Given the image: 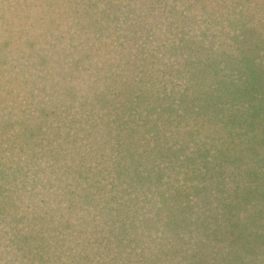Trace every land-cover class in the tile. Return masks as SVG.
Masks as SVG:
<instances>
[{
  "label": "trees",
  "instance_id": "16d2710c",
  "mask_svg": "<svg viewBox=\"0 0 264 264\" xmlns=\"http://www.w3.org/2000/svg\"><path fill=\"white\" fill-rule=\"evenodd\" d=\"M0 264H264V0H0Z\"/></svg>",
  "mask_w": 264,
  "mask_h": 264
}]
</instances>
